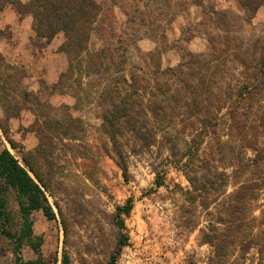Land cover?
I'll return each instance as SVG.
<instances>
[{
    "label": "rangeland",
    "instance_id": "obj_1",
    "mask_svg": "<svg viewBox=\"0 0 264 264\" xmlns=\"http://www.w3.org/2000/svg\"><path fill=\"white\" fill-rule=\"evenodd\" d=\"M97 1L80 55L62 31L38 36L31 13L28 40L0 29L11 43L0 50V151L42 177L56 213L33 212L43 241H25L23 260L107 264L125 232L116 264H264V12L250 18L239 0ZM127 95L138 129L127 115L112 132ZM7 197L14 232L19 201ZM15 243L0 226V264H18Z\"/></svg>",
    "mask_w": 264,
    "mask_h": 264
},
{
    "label": "trees",
    "instance_id": "obj_2",
    "mask_svg": "<svg viewBox=\"0 0 264 264\" xmlns=\"http://www.w3.org/2000/svg\"><path fill=\"white\" fill-rule=\"evenodd\" d=\"M3 4L10 3L16 10L18 15L22 17L24 14L31 13L35 19L34 26L37 35L51 40L58 32L62 31L66 37L63 44V49L67 53L80 55L87 50V43L90 38L92 25L101 10V5L97 0H3ZM241 6L245 9L250 18H253L259 7L264 6V0H239ZM3 5L0 6L2 8ZM264 48V46L262 47ZM264 65V55L261 60ZM263 69H259L256 78L264 75ZM165 72V71H164ZM136 90V88H134ZM240 92V91H238ZM239 94V93H238ZM242 97L244 93H240ZM124 97L123 101L115 104L111 115L110 131L116 130L117 122L120 117L127 116V124L132 130L138 129L136 110L131 109L128 98ZM157 108L153 105V112L157 113ZM114 136V135H113ZM29 163L23 165L19 159L14 156L11 151L4 147L0 151V226L1 232L12 239L15 244L16 263L18 264H45L42 258L25 262L19 251L25 241H28L34 249H38L42 245L43 238L35 236L33 232L32 214L36 210H42L49 218L54 219L56 213L49 203L46 193L42 186H46L42 177L34 172L35 180L28 169ZM30 166V165H29ZM122 169L124 176H127V164L122 161ZM191 182H195L194 177H189ZM211 182L208 186L211 188ZM157 184L161 185L162 180L157 179ZM205 187V184L203 185ZM13 190L19 201L20 213V229L12 231L8 228L11 226V214L8 211L7 193ZM133 208V198L129 197L126 202L117 207L118 225L124 230L126 229L125 216H128ZM119 247L111 255L110 261L107 264H116L118 256L121 253L122 247L128 244L129 237L123 232ZM61 264H70V258L67 253H64Z\"/></svg>",
    "mask_w": 264,
    "mask_h": 264
},
{
    "label": "crops",
    "instance_id": "obj_3",
    "mask_svg": "<svg viewBox=\"0 0 264 264\" xmlns=\"http://www.w3.org/2000/svg\"><path fill=\"white\" fill-rule=\"evenodd\" d=\"M263 12L264 10L261 7L258 9L257 14H261ZM31 24L32 20L29 17L21 19L12 5L9 4L0 8V29H5L9 26L11 27V29H14L16 31L19 30L21 33V39H23V41H25L26 39L28 40V38L30 37V30L32 31V28H30ZM10 44L11 43L9 39L6 36H2L0 38V50L1 52H3V54L7 53L8 47L6 46Z\"/></svg>",
    "mask_w": 264,
    "mask_h": 264
}]
</instances>
